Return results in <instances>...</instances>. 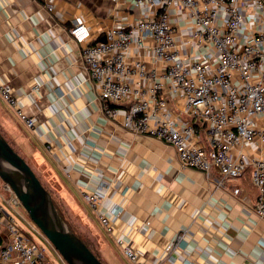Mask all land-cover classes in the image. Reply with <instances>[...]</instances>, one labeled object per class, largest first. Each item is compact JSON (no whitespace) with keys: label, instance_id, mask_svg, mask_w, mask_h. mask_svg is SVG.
<instances>
[{"label":"crops","instance_id":"crops-1","mask_svg":"<svg viewBox=\"0 0 264 264\" xmlns=\"http://www.w3.org/2000/svg\"><path fill=\"white\" fill-rule=\"evenodd\" d=\"M136 17L111 0H0V82L13 87L34 120L27 127L0 97V133L108 264H132L119 240L145 264H264V219L253 212L257 191L249 171L220 185L216 168L207 176L182 167L171 145L123 128L125 104L114 119L103 113L68 29L85 21L95 37ZM178 19L171 14L173 23ZM181 110L170 98L169 111L184 120ZM102 184L108 189L94 210L82 193ZM99 213L109 217L111 232Z\"/></svg>","mask_w":264,"mask_h":264},{"label":"built area","instance_id":"built-area-1","mask_svg":"<svg viewBox=\"0 0 264 264\" xmlns=\"http://www.w3.org/2000/svg\"><path fill=\"white\" fill-rule=\"evenodd\" d=\"M111 1L114 9L129 5L136 19L95 37L85 21L76 19L68 29L103 113L114 119L117 105L125 104L123 128L171 145L182 167L207 176L216 168L220 185L249 171L257 191L253 212L264 219V0ZM0 97L27 127L34 125L7 81L0 82ZM170 98L181 102L184 120L169 111ZM4 188L0 264H51V251L67 264L41 230L17 212L19 200ZM106 189L102 184L82 196L97 210ZM98 216L111 232L109 217ZM118 242L132 264H145L131 246Z\"/></svg>","mask_w":264,"mask_h":264},{"label":"water","instance_id":"water-1","mask_svg":"<svg viewBox=\"0 0 264 264\" xmlns=\"http://www.w3.org/2000/svg\"><path fill=\"white\" fill-rule=\"evenodd\" d=\"M0 179L67 264H105L67 226L34 170L1 133Z\"/></svg>","mask_w":264,"mask_h":264},{"label":"rangeland","instance_id":"rangeland-1","mask_svg":"<svg viewBox=\"0 0 264 264\" xmlns=\"http://www.w3.org/2000/svg\"><path fill=\"white\" fill-rule=\"evenodd\" d=\"M8 197V190L4 188V183L3 181L0 179V199L3 200V198ZM2 202V201H1ZM3 205V203H2ZM4 206V205H3ZM5 207V206H4ZM7 208V207H5ZM15 208L17 210V212L23 217L26 218L28 220H30L28 214L26 213V211L23 209V207L21 205H15ZM64 209V208H63ZM31 221V220H30ZM70 224V226L74 227L75 230L82 236V237H87L89 240H91V238L89 237V235L86 233V231L84 229H82V226L76 222V219L74 216H70L69 219L67 220ZM22 222V221H21ZM65 222V221H64ZM31 225L38 230V228L36 227V225L31 221L30 222ZM66 223V222H65ZM67 224V223H66ZM21 227L22 225L19 224ZM68 226V225H67ZM69 227V226H68ZM49 255V260L51 264H61V262L58 260V258L56 257V255L54 254L53 251H51L50 253H48ZM104 260V259H103ZM105 264H108L106 261H104ZM111 264V263H109Z\"/></svg>","mask_w":264,"mask_h":264},{"label":"trees","instance_id":"trees-1","mask_svg":"<svg viewBox=\"0 0 264 264\" xmlns=\"http://www.w3.org/2000/svg\"><path fill=\"white\" fill-rule=\"evenodd\" d=\"M11 145V144H10ZM12 146V145H11ZM14 149V148H13ZM15 150V149H14ZM16 151V150H15ZM37 175V174H36ZM38 177V175H37ZM39 178V177H38ZM41 181V180H40ZM41 183L44 185V187L48 190V192L50 193L51 195V198H52V201L60 215V217L67 223V225L69 226V228L71 229V231H73L77 236H79L83 241L84 243L87 245V247L97 256L98 259H100L102 262H104L99 253L97 252L96 250V247L94 245V242L93 240H89L87 237H82L76 230L74 227L70 226L69 222L67 221L69 219V217L71 215H69L66 211V209L63 207L61 201H59V199H57L55 196H53L52 192H51V189L49 187H47V185H45L42 181ZM64 208V209H63ZM105 263V262H104Z\"/></svg>","mask_w":264,"mask_h":264}]
</instances>
